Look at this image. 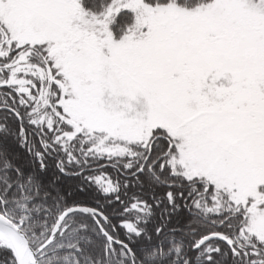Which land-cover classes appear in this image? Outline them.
<instances>
[{"label":"snow or ice","instance_id":"6c2138e0","mask_svg":"<svg viewBox=\"0 0 264 264\" xmlns=\"http://www.w3.org/2000/svg\"><path fill=\"white\" fill-rule=\"evenodd\" d=\"M0 264H264V0H0Z\"/></svg>","mask_w":264,"mask_h":264}]
</instances>
